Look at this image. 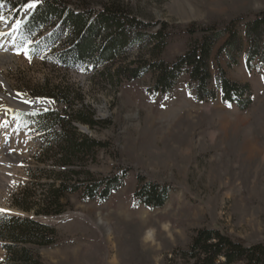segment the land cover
I'll list each match as a JSON object with an SVG mask.
<instances>
[{
  "label": "rangeland",
  "instance_id": "rangeland-1",
  "mask_svg": "<svg viewBox=\"0 0 264 264\" xmlns=\"http://www.w3.org/2000/svg\"><path fill=\"white\" fill-rule=\"evenodd\" d=\"M108 1L127 6L148 25L142 31L145 36L166 26L169 35L159 59L167 63L201 39V33L184 32L188 25H215L210 34L219 37L208 60L215 97L196 98L186 74L162 96L152 92V73L112 84L98 76L101 68L53 66L45 57L51 48L43 38L54 31L59 42L61 26H49L30 41L20 23L32 9L24 8L14 17L0 6V24L8 29L0 43L12 54V62L1 70L0 91L5 96L16 92L25 99L42 98L48 110L63 114H92L97 122L93 127L73 125L80 136L105 147L83 164L64 169L87 172L94 181L125 173L123 184L104 200H81L79 192L68 193L60 200L66 204L60 215H34L46 185H58L59 155L53 148L42 155L46 138L32 116L44 108L10 109L0 95V110L7 115L0 134V217L31 218L54 226L57 243L37 252L42 264H189L177 252L188 249L201 229L217 230L245 246L264 244V65L255 59L247 66L245 33L254 15L264 11V0H71V5L98 10ZM235 19H240L237 36L226 48L225 25ZM18 48L32 50L31 62L16 54ZM140 55L145 56L144 50L131 47L115 65L136 61ZM221 77L237 83L245 95L234 103L224 102L215 84ZM53 88L71 93L68 108L43 92ZM145 183L168 189L161 208L144 207L134 198ZM20 202L30 212H24ZM4 259L0 243V264Z\"/></svg>",
  "mask_w": 264,
  "mask_h": 264
},
{
  "label": "trees",
  "instance_id": "trees-1",
  "mask_svg": "<svg viewBox=\"0 0 264 264\" xmlns=\"http://www.w3.org/2000/svg\"><path fill=\"white\" fill-rule=\"evenodd\" d=\"M29 2L0 0V6L18 17L24 5ZM136 18L127 6L117 1L105 2L98 10H92L77 5L72 8L71 0H35V7L22 20L20 29L31 41L34 35H39L47 27L61 26L63 38L58 42L54 31H49L43 40L51 49L46 52L45 45L42 49L52 65L63 70L101 68L98 76L112 84L122 78L133 81L142 74L152 73L155 76L152 92L162 96L170 94L177 78L186 74L195 86L196 98H214L215 91L210 89L208 60L219 37L218 33L210 34L215 30V25H188L184 32L190 35L201 33V39H194L183 55L173 63H167L159 59L169 35L165 32L166 26H162L153 36H145L142 31L149 27ZM239 20L235 19L225 25L229 36L224 47L234 42ZM245 28L247 66L250 68L255 59L264 65V11L255 14L254 20ZM131 47H137L140 53L144 50L145 56L140 55L136 61L124 65H115V60L123 57ZM215 84L221 90L224 102L234 103L236 97L245 95L237 83L224 77ZM43 92L64 103L66 107L71 103V93L67 90L53 88L44 89ZM73 122L89 127L97 124L92 114L84 111L67 115L66 111L63 114L48 110L32 116V123L46 138L41 148L42 155L49 154L52 148L56 149L59 155L56 162L61 168L56 174L58 185H46L39 209L34 211L36 216L60 215L66 207L60 200L68 193L79 192L81 200H104L123 184L125 173L94 181L89 180L87 172L64 169L70 165L83 164L96 150L105 147L102 143L80 136ZM167 194L166 187L145 183L135 191L134 198L144 207L159 209L167 200ZM19 206L24 212H30L27 205L20 202ZM57 239V231L52 225L31 218L0 217V243L5 253L2 264H42L38 250L54 246ZM177 254L187 263L191 262L189 264H264V244L245 246L239 240L209 229L198 230L188 249L178 251Z\"/></svg>",
  "mask_w": 264,
  "mask_h": 264
},
{
  "label": "bare ground",
  "instance_id": "bare-ground-1",
  "mask_svg": "<svg viewBox=\"0 0 264 264\" xmlns=\"http://www.w3.org/2000/svg\"><path fill=\"white\" fill-rule=\"evenodd\" d=\"M8 33V29L4 24H0V35L4 36ZM12 62V54L11 49L6 45V43H0V79L2 77L1 70L5 69L6 66ZM6 89L9 90V87L7 84H5ZM0 95L4 97V100L8 103L7 105L10 107V109H16L21 111H30V110H38L45 108L47 103L44 101H41L40 104H33L32 106L25 105L20 102V97L17 96L16 92H11L10 95L5 96L1 91ZM7 115L6 112H2L0 110V134L3 133L4 127L7 123ZM3 128V129H2ZM4 141V138L0 135V143Z\"/></svg>",
  "mask_w": 264,
  "mask_h": 264
},
{
  "label": "snow or ice",
  "instance_id": "snow-or-ice-1",
  "mask_svg": "<svg viewBox=\"0 0 264 264\" xmlns=\"http://www.w3.org/2000/svg\"><path fill=\"white\" fill-rule=\"evenodd\" d=\"M34 7H35V0H30V2L28 4L24 5V8L26 11L30 10ZM2 19H3V17H0V20H2ZM31 51H32L31 49H27V48H25L23 50L18 48L16 50V54L17 55L23 54L25 56V58H27L29 60V62H31V59H32L31 54H30ZM17 96L21 98L20 99L21 103L28 105V106H32L33 104H40L42 101V98H36L35 100L25 99L24 94H21V93H17ZM43 110L45 112L48 111V109L46 107Z\"/></svg>",
  "mask_w": 264,
  "mask_h": 264
}]
</instances>
